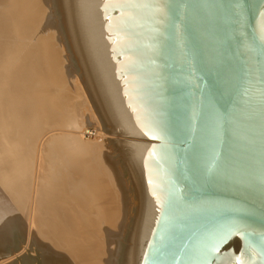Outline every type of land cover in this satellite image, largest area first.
I'll list each match as a JSON object with an SVG mask.
<instances>
[{"label":"water","instance_id":"95a60500","mask_svg":"<svg viewBox=\"0 0 264 264\" xmlns=\"http://www.w3.org/2000/svg\"><path fill=\"white\" fill-rule=\"evenodd\" d=\"M140 183L137 264H264V0H64Z\"/></svg>","mask_w":264,"mask_h":264},{"label":"bare ground","instance_id":"6f19581e","mask_svg":"<svg viewBox=\"0 0 264 264\" xmlns=\"http://www.w3.org/2000/svg\"><path fill=\"white\" fill-rule=\"evenodd\" d=\"M4 1L5 0H3L2 3H4ZM39 1L41 2L42 0ZM56 1L58 8L55 9V12L53 14L50 13L53 19L50 18L51 16L49 17V19L46 17L48 20L52 19V21L50 22L51 24L52 22L53 23L55 22V29L57 30L56 34H58L57 32H59L61 35V36L59 34L57 35L59 36L58 39L60 38L59 39L60 46H58L57 43L58 48H56V50L58 51V49H60L61 54L64 55L65 53L67 55V63H68L67 70L68 72H70L69 78L73 76L72 78L76 81V86H75L76 91L79 92L76 95V97L81 99V96L82 94H84V91H87L88 92L87 95L89 94L90 97L92 98L94 97L98 100L95 102L97 103L96 106L99 108L98 110L100 116L102 115L103 117L101 121L102 125H100L101 124L100 119L98 118L99 119L98 121L94 113L90 114V111L92 110V104L90 108L91 110L88 111L87 115L82 116L81 113L84 108L83 109L81 108L80 106L81 104H79L80 102L77 101L76 103L75 102L71 103L73 98L70 99L69 97H71L70 94L75 95V91H73L74 88H71V91H69V93L67 91L66 92L67 94L65 95L63 93L69 87H67L66 85H64L66 88H64V86L62 87V85L60 86L61 84L60 82H59L60 84L58 83L59 85H54L53 83H45V81L39 82L37 81V79H33L32 80L33 82H30L31 80L29 82L27 81L29 87L26 88L24 87L25 86L24 81L23 84L22 81L16 79V77L14 78L13 75L14 72L12 73L8 71V68L11 65H13L14 60H17L16 56L14 59L13 54L12 55L8 54L9 48H11L10 47L11 45L9 44H12L13 41L11 43L10 42L6 43L9 38L13 39V37L11 36V33L9 32H8L9 34L5 33L4 28L6 27V29H8L7 27L9 25L8 22L6 21L7 17L5 18L7 14L6 13L3 14L5 10H2L3 11L2 12L0 9V144H3V147L2 145L0 146L2 148H5L6 150V151H1L0 149L1 151L0 152V183L2 187L10 190V192L11 191L13 192V194L11 193L13 197L12 196L11 197L14 198L15 201H18L19 203L21 201L23 202L28 201L26 202L28 204L30 201L29 198L33 197L32 214L31 216H29L30 219L26 218L27 220H29L28 224H30L29 232L27 236L25 229L26 226H24L25 224L24 223L22 224V222L18 220V217H16V215L18 214L15 215L16 211L13 210L15 211V213L12 211L14 213L12 215L11 212H8L5 209V207L0 204V264H3L6 259L8 261L9 257L11 258L13 255H15V253L18 251V249H20L23 246L24 243L34 246L38 244H42L44 246L45 248V251L43 250L44 257L42 256L44 260V264L45 263L46 264H137L138 245H139L138 239H139V232L141 226L140 219H141V211H142L140 183H138V179L134 172V169L132 165L129 163V160L126 156L125 145L123 144V140L117 139L116 141H112V140L109 141L107 139V135L115 134L118 135L119 137H121V135L117 127L114 125L111 117L109 116L106 107H104L101 98L97 92V89L93 84L91 75L86 66L84 53L83 50L81 49L79 34L78 31L76 30V26L72 14L71 12H69L64 0H56ZM6 3H8V1ZM47 3L48 2H46L45 5H47ZM50 4L51 3H49V5ZM53 4L54 2L52 3V6ZM10 7L12 8V6ZM43 7L45 9V6ZM51 7L49 6V8L48 7L47 8L50 9ZM37 10L35 9V11ZM53 10L51 8V12ZM49 11L47 12L49 13ZM47 12L46 14H48ZM41 15L38 14V17L45 16V15L42 16ZM9 18H7V20ZM31 21L35 22L33 21V19ZM46 22L48 24L47 20ZM10 26L12 27V24ZM32 26H36V28L39 27L36 24L35 25L32 24ZM27 29H30L29 26ZM34 32H29V33H33L34 35L35 34L37 35V33ZM37 32L39 31L37 30ZM16 33L15 35L18 36V34ZM41 33L44 34L43 32ZM33 34H29V39L31 42L30 47L34 45V42L37 43L38 45L41 44L37 42V40L40 42V39L38 38L39 35L35 37L33 36ZM15 35L14 38L16 37ZM15 39L17 40V38ZM48 39L50 40V38ZM18 43L17 44L14 43V44L18 45ZM37 44L35 45V47L37 46ZM43 44H45V42ZM48 47H50V50L52 49V46L48 45ZM39 48L38 49L40 51L34 49L31 50L32 53H29L27 51L28 52L27 55L23 56V61L29 60V58H31L33 55L35 57L37 53H39L38 55H41L42 53L47 52L44 51L45 49L41 50V47ZM16 49H18V47ZM53 49L55 48L53 47ZM13 53L15 54L16 52ZM51 56L52 55H50V57ZM4 59L7 60L4 61ZM36 60L38 61V58L35 60L33 59V61L35 62L32 65H29V69L31 67L30 70L32 71V74L35 73L34 77L36 76L38 78L41 77L43 78L44 75H40V73L42 72L41 70L44 71V68L41 67L42 63L40 61L36 62ZM51 62L53 63L54 61ZM42 65L44 66V64ZM30 70L28 71L30 72ZM44 72L47 73L46 71ZM78 75L81 78L80 80H82V83H80L78 79ZM46 76H48V74H46ZM26 80L29 79L26 78ZM81 84L85 89L81 87L82 86ZM52 91L54 92L51 95ZM83 96L84 98H86L85 94ZM87 98L89 97L87 96ZM84 101H89V100H84ZM85 103H90V102H85ZM89 107L90 106L88 104V108ZM93 112L95 111L93 110ZM81 117H84L85 120L84 121L85 124L83 125L79 124V119ZM95 122H97V124ZM93 123L94 125L96 124L97 127L96 128L94 127L95 132L91 133L88 131L89 128L88 126H91ZM50 129L53 130V132L48 133ZM43 135H45V137L41 138ZM92 135H94L95 137L91 141L90 138L92 137ZM13 136H15L14 141L17 142L16 145H14L15 142L13 141ZM39 137L42 140L41 143H39L36 151L35 142L37 141L36 139L40 140ZM17 150H24L30 157L33 156V160L36 154L37 162H35L36 163L35 166H37V168H36V176L34 177L35 179L32 180L30 178L31 176H29L30 174L28 175L27 171H25L23 167L21 171L17 169L16 167L17 165L11 167L9 163H12L13 160L9 162L8 158H5L6 159L5 161L3 157L4 152L16 154ZM13 156L11 157L15 160V155ZM29 166L31 169L32 160L30 161ZM15 167H16V172H15ZM28 171L30 173V170ZM13 172L15 173L13 174V176H11ZM100 186H102V188H100ZM112 186L114 187L113 189L116 191L115 195H113L114 191L111 190ZM98 190H101V192ZM31 193H33L32 194L33 196L31 195ZM117 194L120 199V203L122 202V205L124 207V210H121L123 211L121 212V216L123 218V220L122 219L121 220L123 221V225L121 224L122 221H120V225H122V227L118 225L119 229L118 227L117 229L115 228L113 223L114 220L112 219V217L110 218L111 215H109L114 211L107 213V211L105 212V210H103L104 200L106 206L107 203L111 205V203H109L111 201L109 200L112 198V195L117 196ZM80 198L83 199V201L85 199L87 200L90 199L91 201L93 200V202L89 201L91 202L89 204H93V205L90 206L88 203H87L88 205L87 204L84 205L87 207V210L89 209V211H91V214H87L88 211L84 212L85 210L83 211L82 209H81L82 212L78 213L79 208H77L76 206L77 204L75 203V200ZM117 198L115 197V199ZM101 199L103 203L100 202ZM116 203H114V205ZM24 205L25 204L23 203L22 208L24 207L25 209ZM110 205L108 206V208L110 207ZM27 206L28 205H26V208ZM115 206H117V204ZM118 206L120 205L118 204ZM10 207L13 206L11 205ZM106 208L107 207H105V209ZM29 209L30 208H28L26 212H28ZM98 212H100V214L101 212L102 213L105 212V214L109 215V217L104 213L103 215L107 216V218L111 219L112 221L106 218L107 220L106 219L99 220L100 221L99 225L97 224L98 222L96 223L93 222L94 221L93 216L95 213ZM117 213L118 215H120L118 211ZM116 215L114 212L113 216ZM99 218H101V216ZM118 219L119 218H117V220ZM51 223L53 224V227L56 228V230H58L61 233L62 232L65 233L64 236L62 237H66V242H68V244L72 246V249L74 248L71 251V254L69 253L70 256H72V254L74 255L75 258L73 259V261H68L69 257H67V255H66L67 258L64 260V256H63L64 254L62 255L61 252L59 253L58 251L57 252L54 251L55 246L52 244V242L50 243L51 241L50 239H49L50 241L45 239L49 241L45 245L44 243L40 242L42 240L41 236L39 235L40 231L41 234L43 233V235L46 236L45 230L48 228L49 225H51ZM107 223L110 226L111 225L112 226L109 227ZM58 231L56 233H58ZM52 235L53 236L55 235V231L54 234ZM49 236L50 235L46 237ZM98 237L101 238L98 239ZM42 245H40V248H43L41 247ZM80 254H82V256ZM59 256H61L62 258H59ZM57 257L62 261L57 260L58 259ZM27 261L29 263V260ZM31 263L33 262L31 261L30 264Z\"/></svg>","mask_w":264,"mask_h":264},{"label":"rangeland","instance_id":"374dc122","mask_svg":"<svg viewBox=\"0 0 264 264\" xmlns=\"http://www.w3.org/2000/svg\"><path fill=\"white\" fill-rule=\"evenodd\" d=\"M1 1V3H0V6H1V11L2 10H5L4 12H3V14H7L6 16H5V18L7 17V18H9L8 20H7V18H6V21L8 22V29H6V27L4 28V30H5V33H11V36L13 37V39H11V38H9L8 39V41L6 42V43H11L12 41V44H9V45H11L10 47L11 48H9V52H8V54L9 55H14V59H15V56H16V59L17 60H14V63H13V65H11L9 68H8V71H10V72H14L13 73V75H14V78L16 77V79H18V80H20V81H24L25 82V86L24 87H26V88H28L29 86H28V84H27V81L29 82L30 80V82H33L32 80L33 79H37V81H39V82H44L45 81V83H53L54 85H59L60 83V86L62 85V87L64 86V85H66L67 87H69V88H67L66 90H65V92L63 93V94H67L66 92L68 91V93H69V91H71V88H74L73 89V91H75V95L74 94H70L71 95V97H69L70 99H72V101H71V103L72 102H80L79 104H81L80 106H81V108L83 109V111H82V116H85V115H87V113H88V111H90L91 109V104H92V110L90 111V114L91 113H94L95 114V116L97 117L96 119H100V123H101V121H102V115L100 116V113H99V108L96 106L97 105V103L95 102V101H98L96 98H92V97H90V95L88 94L87 95V91H84V94L86 95L85 97L86 98H84V94H82V96H81V99L80 98H78V97H76V95L79 93V92H77L76 91V88H75V86H76V81L72 78L73 76H71V78H69L70 76V72H68V70H67V55L64 53V55L63 54H61L60 53V49H58V51L56 50V48H58V46H60V41H59V39H58V37L59 36H57L58 34L60 35V33L59 32H57L58 34H56V29H55V22L53 23L52 22V24L50 23L51 21H52V15L51 14H53L54 12H55V9L56 8H58L57 7V1L56 0H42L41 2L38 0H5L4 1V3H2L3 2V0H0ZM8 1V3H6ZM13 1V2H12ZM23 1V2H22ZM32 1V2H31ZM44 1H45V3L46 2H48L47 3V5H45V3H44ZM35 2H37V3H35ZM54 2V4H53V6H52V3ZM9 3H10V5H9ZM26 3V4H25ZM28 3V4H27ZM30 3V4H29ZM42 3H44V4H42ZM49 3H51L50 5H49ZM4 4V5H3ZM7 4V5H6ZM12 4V5H11ZM39 4V5H38ZM41 4V5H40ZM22 5V6H21ZM9 6V7H8ZM10 6H12V8L10 7ZM34 6H37L38 7V10H37V7H34ZM43 6H45V9H44V7ZM49 8V6L52 8V12H51V8L50 9H48L47 7ZM56 6V7H55ZM31 7V8H30ZM43 7V8H42ZM11 10H10V9ZM24 10H23V9ZM42 8V9H41ZM25 9H27V10H25ZM32 9V10H31ZM35 9L38 11H35ZM45 11H44V10ZM39 10H40V13H39ZM50 10V11H49ZM14 11V12H13ZM22 11V12H21ZM32 11V12H31ZM34 11V12H33ZM47 11H49V13L47 12ZM42 12V13H41ZM46 12L48 13V14H46ZM37 13V14H36ZM44 13V14H43ZM51 13V14H50ZM9 14V15H8ZM19 14V15H18ZM38 14H42V15H45V16H42V17H38ZM49 15V16H48ZM51 16V17H50ZM28 17V18H27ZM45 17V18H44ZM49 19V17L50 18H52V19H50V20H48L47 18ZM16 18V19H15ZM33 19V21H35V22H32L31 20ZM42 18V19H41ZM31 19V20H30ZM35 19V20H34ZM43 20V21H42ZM44 20H45V23H46V25H47V27H46V25H45V23H44ZM46 20L48 21V24H49V26H48V24H47V22H46ZM29 23H28V22ZM31 21V22H30ZM54 21V20H53ZM10 22V23H9ZM14 22V23H13ZM16 22V23H15ZM27 24H26V23ZM37 22V23H36ZM42 23V24H41ZM44 23V24H43ZM12 24V27L10 26ZM21 24H22V27H21ZM30 24V25H29ZM32 24L33 25H40L39 27H40V30H39V27H37L36 28V26H32ZM53 24H54V26H53ZM44 25V26H43ZM28 26H29V28L30 29H27L28 28ZM32 26V27H31ZM18 27V28H17ZM47 29H46V28ZM51 27H52V29H51ZM10 28V29H9ZM12 28V29H11ZM15 28V29H14ZM43 28H44V30H43ZM54 28V29H53ZM24 29H26V30H24ZM33 29V30H32ZM35 29V30H34ZM15 30V31H14ZM27 30H28V32H27ZM37 30L39 31V32H37ZM55 32H54V31ZM3 31V30H2ZM34 31H36V32H34ZM48 31V32H47ZM50 31H51V33H50ZM16 34H18V36L17 35H15V33ZM29 32H34V33H37V35H39L38 36V38L40 39V42L37 40V42L38 43H41L42 44V46H41V44H37V43H35L34 42V47L32 46V47H30V44H31V42H30V39H29V34H33V33H29ZM41 32H43L44 34H42ZM45 32H46V34H45ZM54 32V33H53ZM8 33V34H9ZM39 33V34H38ZM48 33V34H47ZM41 34V35H40ZM14 35L16 36L15 38H17V40L14 38ZM24 35V36H23ZM27 35V36H26ZM36 34L34 35L33 34V36H37ZM42 35H43V37H42ZM46 35V36H45ZM51 35H53V36H51ZM23 36V37H22ZM47 36H50V37H47ZM56 36H57V38H56ZM61 36V35H60ZM34 37V38H35ZM53 37V38H52ZM38 38H36V39H38ZM48 38H50V40L51 39H53V40H49ZM23 39V40H22ZM44 39H45V41H44ZM11 40V41H10ZM43 40V41H42ZM32 41H34V40H32ZM49 41V42H48ZM53 41V42H52ZM56 41V42H55ZM58 41V42H57ZM19 42V43H18ZM45 42V44H43ZM14 43H18V45H16V44H14ZM48 43V44H47ZM50 43V44H49ZM57 43H58V46H57ZM14 44V45H13ZM22 44V45H21ZM37 44V46L35 47V45ZM48 45L49 46H52V49L50 50V47H48ZM55 45V46H54ZM15 46V47H14ZM44 46V47H43ZM57 46V47H56ZM14 47V48H13ZM18 47V49H16ZM21 47V48H20ZM39 47H41V50H43V49H45L44 51H47L46 53L44 52V53H40L41 55H38L39 53H37V55L34 57V55L31 57V58H29V60H27V61H23V56H25V55H27V53L29 52V53H32V49H34V50H39L40 48ZM53 47L55 48V49H53ZM15 49V50H13V49ZM39 48V49H38ZM48 48V49H47ZM12 49V50H11ZM24 51H23V50ZM55 50V51H54ZM28 51V52H27ZM40 51V50H39ZM52 51H53V53H52ZM62 51H63V49H62ZM13 52H16L15 54L13 53ZM55 52V53H54ZM7 53V52H6ZM19 53V54H18ZM21 53V54H20ZM50 53V54H49ZM57 53V54H56ZM45 54V55H44ZM47 54V55H46ZM59 54V55H58ZM50 55H52L51 57H50ZM57 55V56H56ZM19 56V57H18ZM44 56V57H43ZM34 57V58H33ZM21 58V59H20ZM38 58V61L36 60V62H41L42 64H44V66H46V67H44L42 64H41V67L42 68H44V71H46L47 73H45L43 70H39L41 73H40V75H44L43 76V78L41 79V78H38V77H34V75H35V73H33L32 74V71L30 70L31 69V67H30V69H29V65H32L35 61H33V59L35 60V59H37ZM42 60H41V59ZM46 58V59H45ZM20 59V60H19ZM30 59H32V60H30ZM53 59V60H52ZM7 59H4V61H6ZM23 61V62H22ZM42 61H44V62H42ZM51 61H54L53 63L51 62ZM47 62H48V64H49V62H50V67H49V65L47 64ZM16 63V64H15ZM21 63V64H20ZM20 64V65H19ZM47 64V65H46ZM56 64V65H55ZM15 65H16V67H15ZM27 65H28V67H27ZM60 65V66H59ZM14 66V67H13ZM20 66V67H19ZM22 66V67H21ZM58 66V67H57ZM40 67V68H41ZM17 68H18V70H17ZM46 68V69H45ZM57 68V69H56ZM12 69V70H11ZM15 69V70H14ZM20 69V70H19ZM24 69H25V71H24ZM56 71H55V70ZM28 70H30V72L28 71ZM47 70H50V71H47ZM18 71V72H17ZM28 71V72H27ZM55 71V72H54ZM57 72V73H56ZM29 73H30V75H29ZM32 74V75H31ZM46 74H48V76H46ZM24 75V76H23ZM25 75H27V76H25ZM30 77H29V76ZM21 76V77H20ZM50 76H53V77H50ZM26 78L27 79H29V80H26ZM78 79H79V81H80V83H82V80H80L81 78L79 77V75H78ZM24 82H23V84H24ZM60 82V83H59ZM69 82V83H68ZM59 83V84H58ZM62 83H65V84H62ZM82 85V84H81ZM58 87V86H57ZM81 87H83V85L81 86ZM64 88H66L65 86H64ZM84 88V87H83ZM85 89V88H84ZM83 90V89H82ZM57 91V90H56ZM54 91H52L51 92V95H52V93H53ZM64 95V96H65ZM69 95V96H70ZM61 96H63V95H61ZM87 96L89 97V98H87ZM66 97V96H65ZM76 97V98H75ZM64 98V97H63ZM77 99V100H76ZM91 99V100H90ZM80 100V101H79ZM84 100H89V101H84ZM92 101V102H91ZM64 102V101H63ZM83 102H84V104H83ZM85 102H90V103H85ZM64 104V103H63ZM88 104H89V108H88ZM86 106V107H85ZM94 107V108H93ZM86 108V109H85ZM87 110V111H86ZM93 110L95 111V112H93ZM86 111V112H85ZM85 113V114H84ZM99 114V115H98ZM56 115V114H55ZM99 119H98V121H99ZM85 120H84V117H81L80 119H79V124L80 125H83V124H85V122H84ZM96 124H97V122H95ZM99 123V124H100ZM96 124L94 125V123L91 125V126H88L89 128H88V131L89 132H95L94 130H95V128L97 127L96 126ZM100 125H102V123L100 124ZM95 127V128H94ZM53 129H55V128H53ZM57 131H59V130H57ZM50 132H53V130H49V132L48 133H50ZM43 137H45V135H43L41 138H43ZM94 135H92V139L90 138V140L92 141L93 139H94ZM14 138H15V136H13V141H14ZM40 137H39V139L40 140H38V139H36L37 141L35 142V147H36V151H37V148H38V145H39V143H41V139ZM107 139L109 140V141H116L117 139H122V137H119L118 135H115V134H111V135H107ZM115 139V140H114ZM16 140V139H15ZM38 141H40V142H38ZM15 143H14V145H16V141H14ZM0 145H2V147H3V144H0ZM5 145V144H4ZM13 145V146H14ZM6 146V145H5ZM8 146V145H7ZM1 146H0V149H1V151H6L5 150V148H2ZM0 151V152H1ZM22 151V152H21ZM5 153H6V156H5ZM26 152L24 151V150H17V153L15 154V153H7V152H4V154H3V157H4V159L5 158H8V160H9V162H11L12 160H13V162L12 163H9L10 165H11V167L13 166H15V165H17L16 167H17V169L18 170H20L21 171V169H22V167L25 169V171H27V174L29 175V176H31L30 178L33 180V179H35L34 177L36 176V168H37V166H35V162H37L36 160V154H35V156H34V160H33V156L32 157H30L27 153L25 154ZM2 154V153H1ZM8 154V155H7ZM13 155H15V160L13 159L14 158V156ZM11 156H13V158L11 157ZM32 160V166H31V169H32V171H31V169H30V166H29V163H30V161ZM5 161H6V159H5ZM16 162V164H15V162ZM20 163H19V162ZM14 163V164H13ZM20 164V166H19V164ZM19 166V167H18ZM34 166V167H33ZM16 167H15V172H16ZM21 167V168H20ZM26 167V168H25ZM29 167V168H28ZM26 169H28V170H30V173H29V171L28 170H26ZM23 171V170H22ZM35 171V172H34ZM15 172H13L12 174H11V176H13V174L15 173ZM31 172H32V174H31ZM35 173V174H34ZM26 174V175H27ZM27 175V176H28ZM71 178V177H70ZM100 188H102V186H100ZM114 187L112 186L111 187V190H113L114 191V193H113V195H115V193H116V191L113 189ZM98 191H100L101 192V190H98ZM0 204L1 205H3L4 207H5V209L8 211V212H11V214L13 215L14 213H15V211H16V213H15V215L16 214H18V215H16V217H18V220L20 221V222H22V224L24 223L25 225L24 226H26L25 227V229H26V236L28 235V232H29V225L30 224H28L29 223V220H27L26 218H28V219H30V217L29 216H31V214H32V209H33V205H32V203H33V201H32V199H33V197L32 198H29V203L27 204L26 202H28V201H21L20 203L18 202V201H15L14 200V198H12L13 197V192L11 191L10 192V190H8V189H5L4 187H2L1 186V183H0ZM2 192H3V194H2ZM7 193V194H6ZM9 193V194H8ZM12 193V194H11ZM3 196H2V195ZM11 194V195H10ZM33 193H31V195H32ZM10 195V196H9ZM31 195H30V197H31ZM112 195V198L109 200V201H111V202H109V203H111V205L110 204H108L107 203V206H106V203H105V200H104V203H103V201H102V199L100 200V202L101 203H103L104 205V207H103V210H105V212L107 211V213L108 212H112V211H114L115 212V215L116 216H113L114 215V212H112V213H110L109 215H111L110 216V218L112 217V219L114 220V226H115V228L117 229V227H118V225H120V221H122L123 220V218H122V216H121V212H123V211H121V210H124V207H123V205H122V202L120 203V199H119V197H118V194H117V196H113ZM5 196H6V198H5ZM12 196V197H11ZM33 196V195H32ZM101 196V195H100ZM115 197L117 198V199H115ZM10 201H9V200ZM8 200V201H7ZM86 200V201H85ZM84 201H83V199H76L75 200V203L77 204L76 206H77V208H79L78 209V213H81L82 211H81V209L84 211V212H87V214H91V211H89V209L87 210V207L86 206H84V205H86L87 203L89 204V203H91V202H93V200L91 201L90 199L89 200H87V199H85ZM114 200H116V201H114ZM32 201V202H31ZM89 201H91V202H89ZM119 201V202H118ZM16 202H18V203H16ZM31 202V203H30ZM78 202V203H77ZM116 202H118V203H116ZM8 203H10L13 207H10L11 205L10 204H8ZM23 203L25 204L24 206H25V209H24V207L22 208V205H23ZM85 203V204H84ZM114 203H116L117 204V206H118V204L121 206H115L114 205ZM73 204V203H72ZM82 205V206H79V205ZM87 204V205H88ZM18 205V206H17ZM26 205H28L27 206V208H26ZM32 206V208H31V206ZM90 206L91 205H93V204H89ZM110 205V207L108 208V206ZM113 205V206H112ZM15 207V208H14ZM21 207V208H20ZM105 207H107L106 209H105ZM114 207V208H113ZM14 208V209H13ZM28 208H30L29 209V211L28 212H26L27 210H28ZM113 208V209H112ZM117 208H119V209H117ZM12 209V210H11ZM19 211H18V210ZM24 209V210H23ZM110 210V211H108V210ZM115 209V210H114ZM117 209V210H116ZM126 209H127V206H126ZM13 210H15V211H13ZM14 213H13V212ZM102 211V210H101ZM117 211L120 213V215H118V213H117ZM17 212H19V213H17ZM105 212H103L104 214H105ZM99 214H100V212H98ZM98 213H95L94 214V216H93V219H94V221L93 222H98L97 224L99 225L100 224V221L99 220H105L106 218H107V216L109 217V215H107V214H105V215H107V216H105V215H103V213L101 212V214L99 215ZM22 214V215H21ZM21 215V216H20ZM101 216V218H99ZM103 216H105V217H103ZM96 217V218H95ZM114 217V218H113ZM22 218V219H21ZM117 218H119L118 220H117ZM97 221H96V220ZM108 220H110V221H112L111 219H109V218H107ZM106 219V220H107ZM116 219V220H115ZM122 219V220H121ZM26 221H27V223H26ZM115 223H117V224H115ZM108 224V223H107ZM106 224V225H107ZM121 224L123 225V221L121 222ZM109 225V224H108ZM117 225V226H116ZM122 225H120V227H122ZM112 226V225H111ZM110 225H109V227H111ZM108 227V226H107ZM97 228H98V226H97ZM118 229H119V227H118ZM121 229V228H120ZM28 230V231H27ZM98 230V229H97ZM46 231V236H48V235H50L49 237H46L45 235H43V233L41 234V231H40V233H39V235L41 236V241L40 242H42V243H44V245L45 244H47V242H49L50 240V243L52 242V244L55 246V248H54V246H53V248H54V251H58L59 253L61 252L62 253V255L64 256V260L67 258V257H69L68 258V261H73V259L75 258L74 257V255L72 254V256H73V258H72V256H70V254H71V251L74 249H72V246H70V244H68V242H66V237H62V236H64V234L65 233H61V232H59L58 230H56V228H54L53 227V224L51 223V225H49L48 226V228L45 230ZM54 231H55V235L53 236L52 234H54ZM58 231V233H56ZM53 232V233H52ZM68 232V231H67ZM51 233V234H50ZM63 234V235H62ZM67 234H69V233H67ZM69 236V235H68ZM53 237V238H52ZM99 238H101V237H98V239ZM45 239H47V240H49V241H47V240H45ZM65 242V243H64ZM57 246H56V245ZM40 245H42V244H38V245H36V246H34V245H28V244H26V243H24L23 244V246L20 248V249H18V251L15 253V255H13L11 258L9 257L8 258V261H7V259L4 261V263L3 264H30V262L32 261L33 263H31V264H44V260H43V258H42V256L44 257V251H45V248H44V246L42 245L41 247H43V248H40ZM51 246V245H50ZM69 246H70V248H69ZM31 247H33V248H31ZM35 247V248H34ZM36 247H38V248H36ZM46 247V246H45ZM52 247V246H51ZM41 250H40V249ZM53 248H52V250H53ZM61 248V249H60ZM44 250V251H43ZM61 250V251H60ZM70 253V254H69ZM43 254V255H42ZM66 255H67V257H66ZM81 256H82V254H80ZM24 257V258H23ZM58 258V257H57ZM59 258H62L61 256H59ZM57 259V260H61V259ZM25 259H26V261H25ZM27 260H29V263H28V261ZM43 260V261H42ZM7 261V262H6ZM62 261V260H61ZM11 262V263H10ZM26 262V263H25ZM46 264V263H45Z\"/></svg>","mask_w":264,"mask_h":264}]
</instances>
